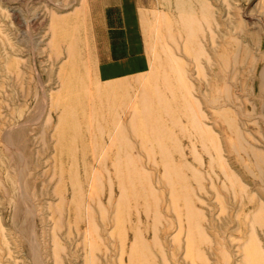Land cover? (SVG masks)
<instances>
[{"label":"rangeland","instance_id":"rangeland-1","mask_svg":"<svg viewBox=\"0 0 264 264\" xmlns=\"http://www.w3.org/2000/svg\"><path fill=\"white\" fill-rule=\"evenodd\" d=\"M199 1L209 7L207 22ZM180 13L200 23L196 42L203 54L183 45ZM263 35L264 0H0V264H116L120 256L122 264L133 256L140 264H243L242 251L250 264H264V223L246 218L239 189L245 187L251 199L245 210L264 214V173L260 181L242 154L221 153L239 181L224 182L225 188L216 180L221 158L213 146L207 152L195 146L202 163L184 156L195 169L210 172L196 184L182 174L194 194L190 209L203 214V236L189 232L196 250L188 255L178 218L187 204L181 198L171 202L160 183L161 167L149 166L162 158L181 162L180 154L196 145L186 118L191 99L199 105L194 113L201 109L206 117L197 119L210 125L222 147L236 144L218 119L225 112L264 155L258 91L247 70L248 59L258 61L264 51ZM141 40L146 72L98 80L95 63L103 70L116 66L118 52L122 61L130 58L126 51ZM237 43L240 57L247 50L244 64L231 57ZM214 53L229 59L226 70L214 62ZM155 89L166 101L157 102V93L144 101L142 90ZM118 121L132 122L137 139L128 141L147 148L141 156L132 153L138 166L131 174L114 173L123 164L114 157L117 143H110ZM163 142L167 150L159 147ZM178 179L171 173L172 182ZM30 231L33 249L26 243ZM237 242L245 245L239 253Z\"/></svg>","mask_w":264,"mask_h":264},{"label":"bare ground","instance_id":"bare-ground-1","mask_svg":"<svg viewBox=\"0 0 264 264\" xmlns=\"http://www.w3.org/2000/svg\"><path fill=\"white\" fill-rule=\"evenodd\" d=\"M175 2V0H174ZM189 2V1H188ZM197 3V2H196ZM200 3V7H201V13L203 15V18H204V22H207V18L209 17L210 15V10H209V7L207 9V4L201 1H199ZM197 3V6H199ZM189 4V3H188ZM174 5H177V4H174ZM82 6V5H81ZM190 6V5H189ZM188 6V7H189ZM186 8V6L184 7ZM199 8V7H198ZM200 10V9H199ZM188 11V10H187ZM190 11V10H189ZM188 11V12H189ZM177 13V12H176ZM199 13V12H197ZM179 15L178 17V21L180 22V25L182 26L181 29L182 31L185 33L183 35H185V44L183 42V45L186 47V44H187V47L188 48H191V52L192 54H195V55H198V54H203V49L202 47H200L198 45V43L196 42V37H197V34H198V30H199V22H197L194 17L188 15V18L184 17L182 15V13L180 14H177ZM185 15H187L185 13ZM248 16V15H247ZM250 17V15H249ZM257 19V18H256ZM228 20V19H227ZM258 20V19H257ZM229 22V21H228ZM178 25V26H180ZM206 29V28H205ZM209 31V30H208ZM207 31V32H208ZM210 32V31H209ZM208 32V33H209ZM263 33V32H262ZM141 39H144L141 37ZM263 39H264V35H263ZM183 40V41H184ZM142 41V45H143V40ZM238 44H236L235 46V49H236V54H233V56L231 55L232 59H233V62H238V59L241 58L243 60V64L245 62H247V58H248V54H247V50L245 49L242 53H241V57L238 55V52L239 51V48H238ZM213 45V44H212ZM175 50V49H174ZM185 50V49H184ZM68 54H72L71 52V49L68 48ZM147 52V51H146ZM185 52V51H184ZM145 53V52H144ZM186 53V52H185ZM187 55V53H186ZM217 53L215 54L214 53V58H212L214 60V62H221L222 63V67L224 68V70L227 69V64L229 63V59L227 57H225L223 54H218L217 56ZM261 57H259L260 59L255 60L256 58H253V57H250L248 60V72L251 74V77H254V83L257 87V91H258V97H257V102H258V106L256 108L257 112H256V117L257 119H259L260 123H261V126H262V138H263V141H264V51L263 53H260ZM207 56V55H206ZM197 57V56H196ZM195 57V59H196ZM208 57V56H207ZM175 59V58H174ZM174 59H172V57L170 58L169 62H168V68L169 69H172L173 73L171 74H174L175 72L174 71H177L176 68H174V64H175V61ZM232 59L230 58V61L232 62ZM177 60V59H176ZM209 60V58H208ZM206 61V60H205ZM232 62V63H233ZM234 65V64H233ZM150 65L147 64V67H149ZM231 68V67H230ZM233 70V68H232ZM171 72V71H169ZM231 72V71H230ZM141 75V74H140ZM228 76V75H227ZM223 77H226L224 74H223ZM98 78V76H97ZM99 80V78H98ZM178 80V79H177ZM100 81V80H99ZM165 83H167V81H164ZM104 89V88H101L99 89L98 91L101 92V90ZM191 90V89H190ZM189 90V91H190ZM110 91V90H108ZM223 91V90H222ZM157 93L159 98L156 99L157 102H164L166 101L165 97L163 94H161L159 91H157L156 89L153 90L152 92H144L142 90V97H144V101H147V100H151L152 96ZM225 94V93H224ZM189 95V94H188ZM157 96V95H156ZM190 96V95H189ZM188 97V96H187ZM225 97V96H224ZM194 99V97H193ZM195 100V99H194ZM197 100V99H196ZM195 100V102L193 103L192 102V99L189 100L188 102V108L186 110V118L188 119V125H189V129H190V132H192V134H194L196 136V145H193L191 144L189 147V152L188 153H185V154H180V156H190L191 157V161H196V162H201V158H198L196 157L197 153V148L195 146L198 147V149L200 148V150L204 151V152H207L209 150V147H214L215 151L218 150V151H214L215 153H217L218 157L220 156L221 158V153L222 152H225L227 153L228 155L230 153H236L238 155H240L241 157H244L245 160L248 162V164L254 166V168H256V170L259 172V174L261 175L260 178H258L260 181H261V178H262V174L264 173V155H263V150L262 149H259L258 146L256 147L255 145H252L250 142H248L244 137H243V133L241 131H243L240 127L239 124H237L236 122H234V120H231V118H229V116L227 117L224 113L218 115V119L220 121V123H223V124H226L227 126V129L229 128L232 132V134L234 135L235 137V140H236V144L235 146H233L232 148V145H229V144H226L224 145L223 147L221 146V144L217 141V137H215V135H213V131L211 132V128H210V125L208 126L207 124L201 122L200 120L202 119H206V117L204 116V113L201 112V109L199 110L200 112H198L199 114H195L194 113V106H196L198 108L199 105H194L195 103H197V101ZM205 100V99H204ZM227 100L230 101V99H228L227 97ZM34 101V100H33ZM227 101V102H228ZM237 101V100H236ZM210 102V100H209ZM208 102V103H209ZM212 104H215L216 100L212 99L211 100ZM210 102V103H211ZM207 103V102H206ZM228 104V103H227ZM227 104L224 105L225 109L228 108ZM210 104H208L209 106ZM211 106V105H210ZM236 106V105H235ZM239 106V105H238ZM187 107V106H186ZM232 107V106H231ZM215 108V107H214ZM222 108V107H221ZM238 110L239 107H237ZM255 108V107H254ZM217 109V108H216ZM219 109V108H218ZM224 109V108H222ZM224 109V111H225ZM221 110V109H220ZM230 111V108L228 109ZM254 110V109H252ZM252 110L250 112H252ZM227 111V110H226ZM165 112V110H164ZM219 112V111H218ZM223 112V111H222ZM228 112V111H227ZM249 112V113H250ZM229 113V112H228ZM242 113V112H241ZM166 114V112H165ZM200 114H203V118L202 115V119L200 117ZM246 114V113H245ZM196 115H199L198 117H200V120L197 119ZM246 117H249L250 115H245ZM162 117V116H161ZM158 118V117H157ZM251 118V117H249ZM254 118V117H253ZM252 118V120H253ZM214 120V119H213ZM219 121H216L215 123L217 124V122ZM239 121V120H238ZM255 121H253L254 123ZM114 124V127H116V131L118 132V136L116 137H111L110 138V143H117V147H118V152L115 153V158L119 159V160H122L123 164L121 166V168H118L117 170L115 169L114 173L117 174L118 172L119 173H122V172H129L131 174L132 170H136L137 166H138V162L134 159V157L132 156V153L135 152L136 155L138 156H141L140 153H143V152H146L147 148L145 147V145L143 144H140L139 145H136L135 143H132L131 141H128L129 140V137L130 136L131 138H134V139H137V134L135 132V127L133 125L132 122H121V121H118L117 123H112ZM19 125V124H18ZM22 125V124H21ZM254 126V125H253ZM158 133H161V129L158 128ZM215 133V132H214ZM246 133V132H245ZM247 135V133H246ZM158 138L157 139H154L156 142L160 141L161 140V134H157ZM221 139V138H220ZM189 141V140H188ZM219 144V147L218 145L215 146V143ZM255 142V141H254ZM164 145L165 142H163V144L161 143L159 145L160 148H164V150H167ZM184 148V147H183ZM188 149V148H187ZM183 150V149H182ZM180 151V150H179ZM181 153V152H180ZM99 156V155H98ZM162 156V155H161ZM182 157V158H183ZM135 158H138L141 160V157H135ZM181 159V158H180ZM153 160V159H152ZM146 161V160H145ZM191 161L189 162L187 160L186 157H184V160L181 161V162H177V161H174L170 158H162L161 160H153V162L149 165L150 168H155L157 167V164L159 167H161V174H160V179H161V184L164 185L163 188H165L166 190H168V194H169V198H170V201H175L177 198H181L183 199V201H185V203L187 204V207H185V209L183 210V215L182 216H178L179 218V227H181L180 229L181 230H184L185 234H186V239H185V252H186V255L190 254L191 251H193L194 249L196 250V244H195V240L191 237V235L189 234V232H191V230H197L199 233H201V237L203 236L202 235V226L199 224L200 222V219H201V216H203L202 212L198 209H190V205H194L196 204L195 203V199H193L194 197V194L192 193V191L189 189V186L187 184V181L186 179H184V176H182V174L184 173H188L191 175V178L193 179V182H195V184L197 182H199V179H202L203 178V173L205 172H201L199 171L198 169H195L191 163ZM218 161V174H217V178L216 180L219 181V185L220 187H223L225 188L223 185H224V182H227V185L229 182H232V183H235V182H239L237 180V175L233 174V172L231 173L229 167H228V164L227 162H225L222 158L221 159H217ZM141 165H143L141 163ZM140 166V165H139ZM144 166V165H143ZM148 166V165H147ZM208 168H210L209 170L212 171V159L209 157V160H208ZM152 170V169H151ZM118 173V174H119ZM171 173L175 174V176H178L180 179L172 182V180H170L171 178ZM209 173L210 172H206L205 175L207 174V176H209ZM141 178V177H140ZM177 178V177H176ZM208 178V177H207ZM257 178V177H256ZM209 179V178H208ZM210 180V179H209ZM109 181V179H108ZM211 181V180H210ZM110 182V181H109ZM119 183V182H118ZM109 184V183H107ZM209 184H211L209 182ZM119 189H118V192L119 190L121 191V184L119 183ZM241 186V185H239ZM183 188L184 191L183 193H180L177 191L176 188ZM245 187H239L240 189V192L242 193V195H244V202L242 203V209L244 210V212H246L245 216L247 219H250L252 220L253 222H258L259 224L261 223H264V214H262L261 210H256L255 211H251V210H245L243 204L251 201L250 197L247 196V191H245L244 189ZM202 189V188H201ZM209 189V188H208ZM231 193V192H230ZM119 194V193H118ZM117 194V195H118ZM151 195V194H150ZM119 196V195H118ZM251 196V195H250ZM109 197L111 198V192H110V195ZM120 197V196H119ZM118 198V197H117ZM96 202V201H95ZM239 202V201H238ZM201 203V201H200ZM206 207V206H205ZM112 215V214H111ZM183 218V222L181 221V219ZM243 219V217H242ZM23 220V219H22ZM44 220V219H43ZM113 219H109V221ZM30 221V220H29ZM138 222V221H137ZM252 222V224H253ZM90 224V223H89ZM93 225V224H92ZM177 225V223H176ZM30 227V226H29ZM171 227V226H170ZM87 230V229H86ZM248 233V232H247ZM205 235V234H204ZM248 235V234H247ZM35 236V232H29V240H27V245L30 247V248H35L37 245V242H35L36 238L34 237ZM110 245V244H109ZM223 245V244H222ZM87 246V245H86ZM131 246V245H130ZM225 246V245H223ZM221 246V247H223ZM133 247V245H132ZM132 247L130 248V256L128 254V256L131 257L134 255L133 254V250H132ZM236 250L238 251L239 253V250H243L245 245L244 243L243 244H240L239 242H237L236 244ZM87 249V248H86ZM134 249V248H133ZM258 249V248H257ZM177 250V249H176ZM93 250H90V252H92ZM108 251V250H107ZM107 251L104 252V254H107ZM135 251V250H134ZM258 252H260L259 250H257ZM244 251H242V254H241V262L243 264H250L251 262V257H249V255H246L243 253ZM136 253V252H135ZM222 253V254H221ZM103 254V256H104ZM121 254V253H120ZM127 254V253H126ZM220 254L223 256V258H225V256L227 255L225 250L224 249H221L220 251ZM7 255V254H6ZM118 255V254H117ZM162 255V254H161ZM221 256V257H222ZM128 257V260L130 261ZM134 257L133 256L132 258V261L130 262V264H140L138 263V261H135L134 260ZM257 257V256H256ZM122 256H120V259L119 260H115V261H118L116 264H122ZM164 258V257H163ZM224 261V260H223ZM98 262V261H97ZM225 262V261H224ZM103 264H115L114 262L111 261V259H108V261H105V263Z\"/></svg>","mask_w":264,"mask_h":264},{"label":"crops","instance_id":"crops-1","mask_svg":"<svg viewBox=\"0 0 264 264\" xmlns=\"http://www.w3.org/2000/svg\"><path fill=\"white\" fill-rule=\"evenodd\" d=\"M129 16H131L129 14ZM132 17H129L131 19ZM125 23H130V21H125ZM129 29V28H128ZM131 37L134 36L137 39V36L135 33L131 34ZM137 46V47H136ZM119 57L116 60L118 63L116 66L113 67H107L100 69L96 65V74L99 78L100 81L104 79H109L113 78L116 76H123V75H128L130 77H135L140 74H143L144 71L148 69L147 64H148V56L147 54L144 53L143 46L142 44L140 45L139 43L134 46H130L129 50L126 51V54H131L130 58L124 59L123 61L121 60L122 58L120 57V52H118Z\"/></svg>","mask_w":264,"mask_h":264}]
</instances>
